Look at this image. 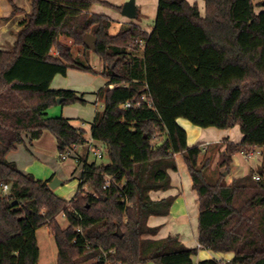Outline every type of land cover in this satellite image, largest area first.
<instances>
[{"label": "trees", "instance_id": "trees-1", "mask_svg": "<svg viewBox=\"0 0 264 264\" xmlns=\"http://www.w3.org/2000/svg\"><path fill=\"white\" fill-rule=\"evenodd\" d=\"M203 3L202 15L196 3L157 0L148 32L91 13L93 4L120 11L101 0H31L12 49L0 50V264H39L35 233L41 227L54 238L56 264H264L263 157L239 178L214 176L212 146H188L176 121L202 129L238 127L239 143L224 139L223 150L215 151L216 167L227 175L235 155L264 148V11L257 13L252 0ZM86 35L95 38L93 52ZM62 36L83 48L85 60L73 58L71 46L59 42ZM90 52L103 62L106 83L97 90L102 109L89 134L109 162L88 163L84 148L78 192L64 200L48 187L52 178L23 173L6 156L43 132L56 140L58 156L89 140L71 119L46 112L57 99L61 107L86 103L83 94L50 86L69 69L94 74ZM142 96L141 108L121 109ZM178 155L199 200L194 248L179 236L155 239L160 227L148 224L151 217L168 216L175 201L151 194L171 189L169 172L177 171ZM60 213L65 228L56 219ZM199 249L233 256L195 263Z\"/></svg>", "mask_w": 264, "mask_h": 264}, {"label": "crops", "instance_id": "crops-1", "mask_svg": "<svg viewBox=\"0 0 264 264\" xmlns=\"http://www.w3.org/2000/svg\"><path fill=\"white\" fill-rule=\"evenodd\" d=\"M101 1L109 3L116 7H120L122 9V6L128 0ZM147 1L149 0H135L134 5L136 10V17L142 16L143 14H146L148 12L149 6H147L146 4ZM154 1L155 0H153V2ZM187 1L189 3H196L197 6L200 7V5L197 3V0ZM202 4L204 8V3ZM99 5L100 4H93L90 9L91 13L105 15L107 17L109 16L110 18L122 23L131 21H129V18L122 16L121 9L120 11H118L110 6L102 8ZM13 7L16 8V11L14 12ZM154 8L155 7H153V9ZM30 11L31 0H0V50L9 51L12 49L13 43L16 39V34L20 30L19 23L25 19ZM119 15H121L123 18L119 17ZM154 16L155 13L153 17ZM143 28L145 29V27ZM92 69L94 74L98 76H89L85 72L69 69L64 76L56 75L52 80L50 87L53 90L64 89L83 94V99L86 101L85 105L92 103L93 106H96L99 103L97 99V90L101 87H104L106 79H104L105 77L101 75V70H97L94 67ZM80 105L81 104L78 103L63 107H60L59 104H56L55 106H59L61 108L60 117L71 119V123H73V125L77 127L81 126L82 128H84L87 132L86 136L88 139L90 137V125L92 124L95 114L99 109L94 106L93 114L90 118H88L85 117L86 115H84L83 111L79 107ZM83 117H85L87 120L83 119ZM176 121L177 123H179V121H184V124L190 123L187 120L183 119H177ZM234 128L223 130H218L213 127H208L207 129L200 128L199 130L193 128V134L196 137L192 140L191 143H189V138L186 133L187 144L188 146H191L196 143H220L224 139H227L228 141L233 143H239L243 136L241 134L238 135V133H240L238 127ZM236 130L238 131V133ZM233 132L236 133L234 134ZM98 144L99 146H102L100 142H98ZM84 148L85 147L83 145H80V147L75 148L73 151H70L71 156L69 158L62 160L61 156H58L57 154L56 140H54L53 136L49 132H43L42 135L38 139L33 141L31 145H29V143H26V145H18L16 150L8 153L6 157L10 162L16 165L19 171L23 173L33 174L35 178L44 181L50 178H57L61 182L59 186H62L64 184V181H62L63 178L60 177L58 171H61L66 178H69V180H73L74 177L79 174V169L81 167L80 163H75L74 157H78L79 159L81 156L84 157ZM257 152H259V154ZM54 153L55 155L57 154L61 165L57 164L55 160H50L47 156L53 155ZM253 154L254 155L252 157H246L245 155H243V153H239L233 157L232 167L233 170H236V172L231 178H239L240 176L246 175L251 170L256 169V167L262 162V154L261 151L258 150V148ZM257 154L260 155L257 158V161L250 162L249 160ZM89 157L90 156L86 155V160L88 163H90L88 159ZM104 157H106L105 154ZM176 163L178 168L177 171L169 172L171 189L151 194V197L154 200H160L161 198L171 196L174 197L175 201L170 208L168 216L151 217L148 220V224L151 227H160L158 235L155 237V239H162L163 237H166L168 235L179 236V239L181 240V242H183V244H185V246L194 248L198 247L197 223L199 217V200L197 198L195 190L193 189L191 179L189 177L187 168L183 164L181 156H176ZM241 171L243 173L240 174ZM232 256V253L221 254L199 249L196 256H194L193 261L197 263L199 261L210 260L211 258L226 261L230 260Z\"/></svg>", "mask_w": 264, "mask_h": 264}, {"label": "rangeland", "instance_id": "rangeland-1", "mask_svg": "<svg viewBox=\"0 0 264 264\" xmlns=\"http://www.w3.org/2000/svg\"><path fill=\"white\" fill-rule=\"evenodd\" d=\"M252 1H253V6L255 7V11L257 13L261 12V11H264V5H263L264 0H252ZM156 3H157V0H155L154 2H153V0L147 1L146 4H147V6H149L148 12L146 14H143L142 16H138V17H136L134 19H129V21L131 20L135 24L142 25L143 27H145L146 30L151 31L152 26H153V22L155 20L156 13H157ZM197 3L200 5V7H198V8L200 9L201 14L203 15L204 14V9H205L202 6L203 5L202 4L203 0H197ZM99 6L102 7V8L105 7L103 5L102 6L99 5ZM153 7H155L154 8L155 10L153 9ZM154 13H155V16L153 17ZM119 17L123 18L121 15H119ZM124 21H126V20H124ZM59 42L71 46V53H72L73 58H76V59L78 58L80 60H85V58H86L85 57V52H84L82 47L73 46L71 41L68 40V39H65L63 36L61 38H59ZM51 54L53 56L57 55V51H56L55 48L52 49ZM86 56L88 57L89 64H90V66L92 68L94 67L97 70L103 71V69H104L103 67L104 66H103V62L100 59H98L92 52L86 53ZM87 75H89V76H98L96 74L93 75L91 73H87ZM99 103L96 106L95 105L94 106L97 107L99 110H101L102 107H101V104H99ZM94 106L91 103V104H86V105L85 104L84 105H80L79 107L83 111L84 115H86L85 117L90 118L91 115L93 114ZM60 107L59 106L50 107L47 110V112H46L47 116L48 117H60V112H61V108ZM85 117H83V119H86ZM74 122H76V121H74ZM183 122L184 121H179L178 124L185 131V133H187V136L189 138V143H191L192 140L196 137L193 134V130L192 129L195 128V129L199 130L200 127L195 126L192 123L184 124ZM233 133L235 134L236 132H233ZM237 133H238V131H237ZM239 134L240 133H238V135ZM209 144H210V146H212L211 150L208 151L209 155L212 157V161H211V164L209 166V168H210L209 173H214L215 172L214 176H216L220 172V173H223L227 177V179H230L233 176V174L236 172L235 169H234L235 171L233 170V172L230 175H227V173L225 172V168L218 170L217 167H216V162L218 160V155H217V152H215V151L223 149L224 146H222L220 148L218 147V146H220L222 144L221 142L220 143H209ZM258 150L261 151V154H263V155H261V157H263V164H264V148H258ZM47 156L49 157L50 160H55V162L57 164L61 165L57 154L55 155V153H54L53 155H50V156L47 155ZM259 156L260 155L257 154L253 158H251L249 161L250 162H256L257 158ZM88 159H89L90 162L95 161V157L92 156V155ZM108 162H109V158L108 157H104L103 159H97L96 160V163L107 164ZM255 170H251V171H255ZM58 173H59L60 177L63 178L62 181H64V184L62 186H58L54 190V192L60 198H62L64 200L65 199L69 200V199H71L74 196V194H76V190L78 189V187H77V179H78L79 174H77L74 177L73 180L72 179L69 180V178H66L65 175H63V173L61 171H58ZM241 173H243V172L241 171L240 174ZM61 178H60V180H61ZM83 187H84L83 191H84L85 194H91L92 193V191H91V189L89 187H87L86 185H84ZM56 219L59 221V223H60L62 228L66 227L67 221H66V219H64V217H62L59 214L56 217ZM35 235L37 236L38 249H39V252H40L39 264H56V258H57L58 251L56 249L54 238H53V236H51V234H49L48 228L47 227H41V228L37 229ZM91 262L93 263V262H95V260H93ZM146 264H153V263L147 262Z\"/></svg>", "mask_w": 264, "mask_h": 264}, {"label": "built area", "instance_id": "built-area-1", "mask_svg": "<svg viewBox=\"0 0 264 264\" xmlns=\"http://www.w3.org/2000/svg\"><path fill=\"white\" fill-rule=\"evenodd\" d=\"M143 100H146L145 96H142L140 98V100L131 99L129 101H126V103H124V104L121 105V109L122 110H126L128 108H141L142 107V101ZM146 104L149 105V106H152L151 103L148 100L146 101ZM88 139L89 140L86 143L83 144V146L85 147L86 155H88V156H91V155L94 156L95 157V161H96V159H102L104 157L103 147L102 146H99L97 144L98 142L96 140H94V139H92L90 137ZM207 145H208V143L207 144H203L202 146L204 148H206ZM78 147H80V145L79 146H74L73 148L75 149V148H78ZM257 153L259 154V152H257ZM243 155H245L246 157H252L254 154L253 153L252 154L243 153ZM70 156H71L70 155V152L66 151V152H64V154H61V159L64 160V159L69 158ZM74 161L77 164L80 163V159L78 157H74ZM83 172L84 171H83V163H82L81 164V167L79 169V176H78V179H77V187L81 183V180H82L81 177H82ZM258 179H259V176L256 175L254 177V180H258ZM7 188H8L7 185H2V189L5 192L8 191ZM76 192H78V189L76 190ZM60 215L65 218V216H64L63 213H60Z\"/></svg>", "mask_w": 264, "mask_h": 264}, {"label": "water", "instance_id": "water-1", "mask_svg": "<svg viewBox=\"0 0 264 264\" xmlns=\"http://www.w3.org/2000/svg\"><path fill=\"white\" fill-rule=\"evenodd\" d=\"M178 1H182V0H178ZM135 0H128L127 2L124 3V5L122 6V11L121 14L124 17H127L129 19H134L136 17V10H135ZM264 5V3H263ZM95 38L92 37L91 35H86L85 39H84V43L86 45V47L91 50L92 52L95 50ZM61 99H57L56 104H60ZM61 184V182L57 179V178H53L49 184L48 187L51 188L52 190H55L57 186H59ZM21 201L17 200V201H13L10 203L11 206H15L18 203H20ZM117 233H119V230L117 231Z\"/></svg>", "mask_w": 264, "mask_h": 264}]
</instances>
